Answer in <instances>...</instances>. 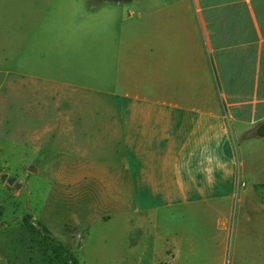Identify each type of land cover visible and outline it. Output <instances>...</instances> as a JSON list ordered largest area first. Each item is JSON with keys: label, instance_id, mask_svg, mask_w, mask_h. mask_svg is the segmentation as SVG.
I'll list each match as a JSON object with an SVG mask.
<instances>
[{"label": "crops", "instance_id": "0c3cea01", "mask_svg": "<svg viewBox=\"0 0 264 264\" xmlns=\"http://www.w3.org/2000/svg\"><path fill=\"white\" fill-rule=\"evenodd\" d=\"M113 59L98 131L121 155L64 161L78 170L65 182L137 203L144 222L155 208L166 227L155 264H226L232 240L235 258L261 264L264 0H145ZM61 119L44 132L75 133L72 117Z\"/></svg>", "mask_w": 264, "mask_h": 264}, {"label": "rangeland", "instance_id": "374dc122", "mask_svg": "<svg viewBox=\"0 0 264 264\" xmlns=\"http://www.w3.org/2000/svg\"><path fill=\"white\" fill-rule=\"evenodd\" d=\"M144 1L0 0V264H56L40 224L79 264H155L166 229L156 209L144 222L137 203L102 202L104 187L70 185L64 177L78 170L63 168L121 155L98 131L111 112L100 90L111 91L113 55ZM67 115L75 133L44 132ZM234 256L232 240L226 264H256Z\"/></svg>", "mask_w": 264, "mask_h": 264}, {"label": "trees", "instance_id": "16d2710c", "mask_svg": "<svg viewBox=\"0 0 264 264\" xmlns=\"http://www.w3.org/2000/svg\"><path fill=\"white\" fill-rule=\"evenodd\" d=\"M26 224L28 226L31 225L28 220L26 221ZM39 228L45 237L51 242L50 246H52L53 260L56 264H79L78 259L71 248L58 241L47 227L41 226L40 224Z\"/></svg>", "mask_w": 264, "mask_h": 264}, {"label": "water", "instance_id": "95a60500", "mask_svg": "<svg viewBox=\"0 0 264 264\" xmlns=\"http://www.w3.org/2000/svg\"><path fill=\"white\" fill-rule=\"evenodd\" d=\"M104 1H110V2H128V1H132V0H104ZM258 135L261 136V137H264V124L258 129ZM30 171L31 172H36V169L31 168ZM7 178H8V176L7 175H4L2 177V180L3 181H6ZM15 182H16V179H14V178L8 179V183L10 185L14 184ZM16 187L17 188H21V184H17Z\"/></svg>", "mask_w": 264, "mask_h": 264}, {"label": "built area", "instance_id": "2783aa9c", "mask_svg": "<svg viewBox=\"0 0 264 264\" xmlns=\"http://www.w3.org/2000/svg\"><path fill=\"white\" fill-rule=\"evenodd\" d=\"M245 184L243 183L242 186H244Z\"/></svg>", "mask_w": 264, "mask_h": 264}]
</instances>
